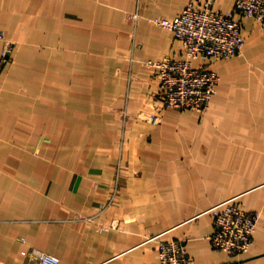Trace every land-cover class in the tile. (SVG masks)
I'll list each match as a JSON object with an SVG mask.
<instances>
[{"label": "crops", "instance_id": "0c3cea01", "mask_svg": "<svg viewBox=\"0 0 264 264\" xmlns=\"http://www.w3.org/2000/svg\"><path fill=\"white\" fill-rule=\"evenodd\" d=\"M190 3L0 0V264H42L33 248L59 264H159L170 239L194 264H264V26L244 19L242 53L208 63L221 79L206 111L168 109L149 62L185 49L150 19ZM233 199L260 215L239 257L210 241L211 209Z\"/></svg>", "mask_w": 264, "mask_h": 264}, {"label": "built area", "instance_id": "2783aa9c", "mask_svg": "<svg viewBox=\"0 0 264 264\" xmlns=\"http://www.w3.org/2000/svg\"><path fill=\"white\" fill-rule=\"evenodd\" d=\"M217 0H202L201 5L190 3L178 16L169 20L153 18L150 22L170 30L183 43L185 58L149 62L154 68L160 89L158 96L168 109L202 113L217 93L220 75L208 66L209 62L230 59L242 53L246 44L243 20L254 19L264 26V0H236L233 11L215 8ZM138 18V14L134 15ZM4 42L0 68L10 61L11 42ZM202 60L203 65H196ZM214 231L212 246L229 256L248 253L254 244L260 215L243 209L235 199L211 209ZM30 256L42 264H59V259L38 249ZM159 264H194L185 241L170 239L159 244Z\"/></svg>", "mask_w": 264, "mask_h": 264}]
</instances>
